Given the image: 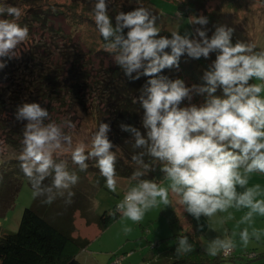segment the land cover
I'll return each mask as SVG.
<instances>
[{
	"label": "clouds",
	"instance_id": "clouds-1",
	"mask_svg": "<svg viewBox=\"0 0 264 264\" xmlns=\"http://www.w3.org/2000/svg\"><path fill=\"white\" fill-rule=\"evenodd\" d=\"M4 14L18 20L22 12L14 6L0 5V16ZM94 19L105 39L115 36V42L108 46L110 49L122 45L123 55L118 63L127 67L129 74L145 60L149 63L144 75L155 77L161 69L178 67L179 58L185 52L196 59L218 53L211 69L204 74L206 86L197 89L209 95L201 107H180L185 98L191 99L190 89L182 80L171 81L160 76L149 81L147 99L141 98L145 109L144 126L149 129L148 140L151 141L149 152L167 162L162 170L172 181V191L182 195L181 203L187 205L186 210L197 219L201 214L211 217L217 211H224L233 201L237 206L251 209L245 219H250L254 212L264 215V201L253 199L255 189L250 188L239 196L236 192L237 184L247 183L239 172L241 167L246 173L264 172V98L259 95L264 85L249 84L252 78L264 81V50L253 53L255 46L252 44L237 42L233 45V30L223 26L217 28L211 39L201 29L196 30L200 39H190L176 32L171 39H157L160 30L155 26V18H150L144 8L121 12L113 28L105 0L96 4ZM193 22L206 25L208 20L200 16ZM124 28L129 29L126 38ZM27 36V27L0 19V57ZM168 47H171V54L164 51ZM217 89H222L223 97L214 95ZM47 116V110L38 103H26L19 109L18 118L29 121L24 134L25 148L20 156L25 163L21 167L33 188H38L52 169L55 172L52 186L67 190L77 183L78 177L65 170L63 164H54L52 149L61 147L60 130L54 124L43 126V118ZM107 131L108 125H101L92 151L85 155L84 148L77 147L72 158L83 170L87 168L85 161L89 156L98 157L97 167L106 178V186L115 192V156L110 152L113 145L105 135ZM136 136L138 147L147 144L139 132ZM65 139L71 140L70 137ZM40 194L35 192L37 196ZM68 195L71 198L74 193L69 191ZM157 197L164 204L169 203L167 189L143 181L127 192L117 207L131 221L140 222L145 211L156 205ZM52 202V197L46 201ZM67 202L71 203V199ZM241 239L245 245L248 243L247 229L241 233ZM179 243L178 254L191 251L186 237ZM232 247L231 241L216 240L208 252L215 256L219 249Z\"/></svg>",
	"mask_w": 264,
	"mask_h": 264
},
{
	"label": "trees",
	"instance_id": "trees-1",
	"mask_svg": "<svg viewBox=\"0 0 264 264\" xmlns=\"http://www.w3.org/2000/svg\"><path fill=\"white\" fill-rule=\"evenodd\" d=\"M151 1L105 0L112 27H116V16L121 12L144 8ZM175 1L179 10H184L188 16H199L200 11L206 10L205 7L198 6L201 1ZM98 2L99 0H70L67 3L52 0H0V5L14 6L22 12L18 20L7 14L0 16V19H8L28 29L27 38L11 49L10 53L0 57V63L3 64L0 67V134L15 151L22 152L25 148L24 134L29 124L27 119L18 118L19 109L24 104L38 103L42 109L47 110L48 116L43 118L44 127L60 124L61 111H70L78 105L86 109H96L97 106V115L94 116L99 128L101 125H108L105 135L113 145L110 152L115 156V175L129 181V190L138 187L143 181H150L158 186L167 178L162 170L167 162L158 160L149 152L151 141L148 140L149 129L144 126L145 109L141 98L147 99V88L151 87L149 81L160 76L171 81L180 79L187 88L192 85L198 89L205 87L204 74L211 69L217 55L210 53L209 58L202 56L196 59L185 52L179 58L178 67L161 69L155 77L144 75L149 63L146 60L143 69L138 72L134 69L129 74L127 67L118 63V58L123 55L122 45L110 49L108 46L115 42V36L105 39L95 23V7ZM61 15L62 23L58 21ZM209 18H214L213 13H209ZM70 23L72 27L76 23L91 24L98 32L101 48L82 41L80 34V39L75 38ZM159 30L157 39L172 38V33L165 27ZM128 31V28L123 29L125 38ZM164 51L171 54V47ZM104 57L116 58L115 64L105 67ZM96 59L100 61L97 67V64L94 66ZM196 95L200 107L209 99L207 92L197 91ZM214 95L223 97L222 89H217ZM88 96L90 102L86 100ZM180 107L184 108V100ZM131 129L139 132L148 141L147 144L138 147L136 132ZM67 135L68 132L65 131L64 136ZM91 151L92 149L85 151V155ZM96 169L103 186L106 178L101 175L98 167ZM21 172L25 175L23 170ZM16 187L13 197L20 188ZM41 197L37 200V206L24 209L16 231L1 232L0 264H83L77 256L89 242L74 238L70 232L52 222ZM120 215L122 211L118 207L105 210L99 216L101 229L106 230ZM191 224V231L183 230L167 237L165 240L168 246L157 255L144 256L145 262L219 264L223 260L221 251L215 256L210 255L204 245L202 232L193 222ZM184 237L187 238L191 251L178 254L180 239ZM255 255L250 260L243 255L232 259H238V264H264V253ZM242 259L246 262L242 263Z\"/></svg>",
	"mask_w": 264,
	"mask_h": 264
},
{
	"label": "rangeland",
	"instance_id": "rangeland-1",
	"mask_svg": "<svg viewBox=\"0 0 264 264\" xmlns=\"http://www.w3.org/2000/svg\"><path fill=\"white\" fill-rule=\"evenodd\" d=\"M52 1L70 2V0ZM196 1H201L198 6L206 9L200 11L199 16L195 14L188 16L184 10L180 11L175 0H152L145 5L144 9L148 11L150 18H155V26L159 29L165 27L171 33L187 35L190 39H200L196 30L201 29L206 31L208 38L211 39L217 28L223 26L233 30L231 37L233 45L237 42L252 44L255 46L253 53L264 50V0ZM210 12L214 15L213 19L209 18ZM200 16L207 18L206 25L193 22ZM62 20L63 15L58 17L60 23L63 22ZM65 28L69 31L68 27ZM71 28L75 38L80 39L78 38V34H80L82 41L96 44L98 49L101 48L98 32L91 24L76 23L73 27L71 24ZM213 54L217 55L216 52ZM115 59L104 57L105 67L114 65ZM94 62V66L97 64V67L100 61L96 59ZM145 62L146 60L141 62V67L137 68L136 72L143 69V66L146 65ZM250 81L251 84L264 85V81L256 78H252ZM189 89L191 99H184V108L193 105L200 107V103H197L196 100L198 88L192 85ZM259 95L264 98V91ZM86 100L90 102V97H86ZM97 110V106L96 109H86L84 106L78 105L70 111L59 112L60 124L55 126L61 133L59 137L61 147L52 149V160L54 164H63L65 170L78 177L77 183L67 190H58L52 186L55 176L52 169L49 170L51 174L40 183L39 187L33 188L32 182L21 172V166L25 163L20 159L23 151H15L0 134V234L2 231H16L19 228L24 209L37 206L38 198L42 196L40 200L43 201L44 209L52 222L61 229L70 232L74 238L89 242L77 256L83 264H147L144 256L147 254L157 255L168 246L165 240L167 237L183 231L182 225L184 230L191 231L192 224L182 209H178L177 214L176 211H173L174 208L170 204L172 201L168 196V204H164L157 197L156 205L145 211L140 222L131 221L122 212V215L106 230L101 229L99 216L105 210H112L122 203L130 190L128 189L129 181L117 175L114 177L115 192L107 188L106 182L103 186L100 184V175L96 169L98 157L87 159L85 161L87 168L83 170L73 161L72 153L77 147H83L85 151L92 149L93 140L100 130L95 118ZM65 131L68 132L67 136H64ZM66 137L71 138L70 142L65 139ZM253 173L259 172L254 171ZM260 176L263 179L264 172ZM253 180L250 179L251 182ZM255 180L261 186L253 199L254 201H264V181ZM16 186L20 188L13 197V190ZM168 186V183L158 185V187L167 190ZM49 188L51 191H48ZM37 191L41 192L38 196L35 195ZM69 191L74 193L71 198L68 195ZM61 192L63 195L60 194ZM47 196L53 198L51 204L46 203L49 198L46 200ZM69 199H71V203L67 202ZM250 211L249 207L239 208L236 205L222 211L226 217L225 221L229 234L233 238L234 246L238 247L236 255H243L248 260L255 258V254L264 253V215L254 212L250 219H245ZM245 229L248 231L246 245L241 239V233ZM233 254L232 248L226 258L220 253L223 260L219 264H237L238 259L233 260Z\"/></svg>",
	"mask_w": 264,
	"mask_h": 264
},
{
	"label": "crops",
	"instance_id": "crops-1",
	"mask_svg": "<svg viewBox=\"0 0 264 264\" xmlns=\"http://www.w3.org/2000/svg\"><path fill=\"white\" fill-rule=\"evenodd\" d=\"M239 172L241 173V176L247 180V183L244 186H241L239 184L236 185L237 196H239L240 194H243L244 192H246L250 188L255 189L256 192L258 190H260L261 184H257L255 179L264 181V178L261 179L262 177L260 176L262 172L253 173L254 172L253 171L251 173H246L244 171L243 167H241L239 169ZM250 179H254L255 181L253 180L251 182ZM164 183L169 184L168 196L170 197L169 199L172 201V203H170V204L174 208L173 211L174 212L176 211L175 213L177 214V210L182 209V212H184V214L189 218V220L196 225V227L202 232L203 242H204V245L207 248V250L211 246H213V242L216 240L231 241V243L233 245L232 249L234 251L233 257L238 256V255H236L238 247L236 248L234 246L233 238H231V235L229 234V230L227 228L228 226H227V223L225 221L226 217L224 216L222 211H217L211 217L201 214V216L197 219L194 215L190 214L186 210L187 205H184L181 203L182 195L177 194V193L172 191V188H171L172 181L167 178L164 180V182H161L159 185L161 186ZM257 186H259V187L257 188ZM232 205H236V207H239V208L243 207V206H237L235 201H233ZM176 217H177V215H176ZM182 230H184L183 225H182ZM222 250L223 249H219L218 252H220ZM230 258H232V257H230ZM241 262L245 263L244 261H241Z\"/></svg>",
	"mask_w": 264,
	"mask_h": 264
},
{
	"label": "built area",
	"instance_id": "built-area-1",
	"mask_svg": "<svg viewBox=\"0 0 264 264\" xmlns=\"http://www.w3.org/2000/svg\"><path fill=\"white\" fill-rule=\"evenodd\" d=\"M230 251H231V248L230 249H228V250H222L221 251V253H222V255H225V258L230 254Z\"/></svg>",
	"mask_w": 264,
	"mask_h": 264
}]
</instances>
